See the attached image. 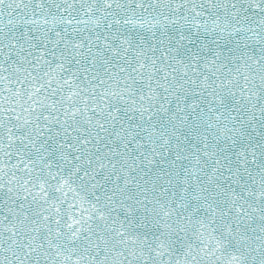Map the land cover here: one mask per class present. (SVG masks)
I'll return each mask as SVG.
<instances>
[{
    "label": "snow or ice",
    "instance_id": "1",
    "mask_svg": "<svg viewBox=\"0 0 264 264\" xmlns=\"http://www.w3.org/2000/svg\"><path fill=\"white\" fill-rule=\"evenodd\" d=\"M0 264H264V0H0Z\"/></svg>",
    "mask_w": 264,
    "mask_h": 264
}]
</instances>
